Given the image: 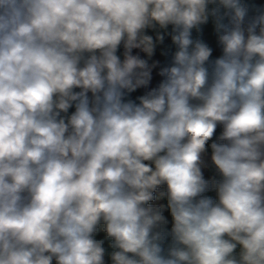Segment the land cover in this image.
I'll use <instances>...</instances> for the list:
<instances>
[{"label":"clouds","instance_id":"clouds-1","mask_svg":"<svg viewBox=\"0 0 264 264\" xmlns=\"http://www.w3.org/2000/svg\"><path fill=\"white\" fill-rule=\"evenodd\" d=\"M0 264H264V0H0Z\"/></svg>","mask_w":264,"mask_h":264}]
</instances>
